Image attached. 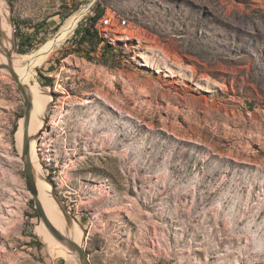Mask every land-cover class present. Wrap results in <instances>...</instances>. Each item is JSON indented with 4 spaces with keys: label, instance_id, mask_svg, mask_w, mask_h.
Segmentation results:
<instances>
[{
    "label": "rangeland",
    "instance_id": "374dc122",
    "mask_svg": "<svg viewBox=\"0 0 264 264\" xmlns=\"http://www.w3.org/2000/svg\"><path fill=\"white\" fill-rule=\"evenodd\" d=\"M3 1L12 57L16 31L31 54L97 1L130 20L98 23L111 66L63 58L75 28L33 69L50 101L26 141L91 264H264V0ZM2 66L0 264H77L27 186L25 99Z\"/></svg>",
    "mask_w": 264,
    "mask_h": 264
},
{
    "label": "bare ground",
    "instance_id": "6f19581e",
    "mask_svg": "<svg viewBox=\"0 0 264 264\" xmlns=\"http://www.w3.org/2000/svg\"><path fill=\"white\" fill-rule=\"evenodd\" d=\"M83 12L77 13L67 20L61 31L53 38L45 42L38 50L31 54H18L14 57L9 56V51L6 47L7 40L6 36L10 30V23L8 18L7 10L5 9V3L0 0V62L6 67L11 68L13 72L19 77V81L25 85L26 94L24 99L30 107V118L24 119L21 124V132L18 130L19 135V147L23 151L27 136L33 130V120L39 115L41 121V127H43V113L45 108L48 106L50 98L42 95L40 89L32 84L34 78L33 69L40 61L46 59L52 51L61 43H63L75 30L76 25L81 18ZM120 18L128 19L126 16H119L116 11L112 12ZM127 25L125 21L105 20L101 25L114 26V25ZM38 113V114H37ZM38 130V131H39ZM38 139V138H37ZM36 139V141H37ZM36 141L31 142V161L34 167V172L37 182V199L41 204V208L44 213L45 219L43 223L47 225V222L54 226L61 232V229L67 228L73 235L75 234L82 245L83 235L79 228L71 222L64 214L60 203L52 194V186L46 182L45 173L40 169L36 160ZM50 196L52 197L55 205L51 204ZM63 216V217H62ZM64 218V219H63ZM67 223V224H66ZM67 256L68 260L74 261L80 264L79 256L74 252L73 255L69 256V249L62 250Z\"/></svg>",
    "mask_w": 264,
    "mask_h": 264
},
{
    "label": "trees",
    "instance_id": "16d2710c",
    "mask_svg": "<svg viewBox=\"0 0 264 264\" xmlns=\"http://www.w3.org/2000/svg\"><path fill=\"white\" fill-rule=\"evenodd\" d=\"M105 13L106 5L102 1H97L92 8V14L80 22L74 36L67 40L66 47L70 45L71 50L65 52L63 58L70 54H77L90 62L105 66H111L116 62L122 50L104 37L98 27V23ZM16 38V46L19 52L26 54L36 48L34 44L27 43V39L21 30L16 31ZM47 81H50L49 84L53 83L50 77H47Z\"/></svg>",
    "mask_w": 264,
    "mask_h": 264
},
{
    "label": "water",
    "instance_id": "95a60500",
    "mask_svg": "<svg viewBox=\"0 0 264 264\" xmlns=\"http://www.w3.org/2000/svg\"><path fill=\"white\" fill-rule=\"evenodd\" d=\"M2 67L7 68L11 72L14 79L18 83V86H19L21 93L24 96V94H26V89H25V86L19 81V77L15 74V72H13L11 70V68L6 67L5 65ZM27 103L28 102L25 101V105H26L25 118H26V120H28L30 118V107ZM42 132H43V130H41L40 133H42ZM22 157H23V160L25 162V174H26L27 186L35 198L36 207H37L38 212H39V214L43 220V219H45V217H44L43 210L41 208V204L37 199V182H36L34 167H33L32 161H31V141L29 139L25 142ZM47 225L49 226L52 234L55 236V238H57V240L61 241L63 244L68 246L72 251H74L79 256L80 264H91L89 257L87 255V252L85 251L84 247L81 244H79V243L75 242L74 240H72L71 238L63 235L59 230H57L50 223L47 222Z\"/></svg>",
    "mask_w": 264,
    "mask_h": 264
},
{
    "label": "built area",
    "instance_id": "2783aa9c",
    "mask_svg": "<svg viewBox=\"0 0 264 264\" xmlns=\"http://www.w3.org/2000/svg\"><path fill=\"white\" fill-rule=\"evenodd\" d=\"M105 20H113V22H115V21H125V22H129L130 23V20L124 19V18H120L116 14H114V13H112L110 11L108 12V14L103 16V18L100 20L99 24H102Z\"/></svg>",
    "mask_w": 264,
    "mask_h": 264
}]
</instances>
